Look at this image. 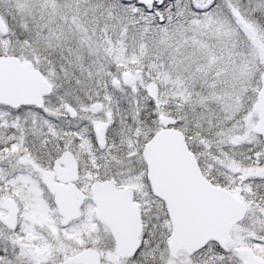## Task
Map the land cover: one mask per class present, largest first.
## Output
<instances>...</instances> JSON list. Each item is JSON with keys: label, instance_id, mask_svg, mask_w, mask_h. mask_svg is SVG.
I'll return each mask as SVG.
<instances>
[{"label": "snow or ice", "instance_id": "snow-or-ice-1", "mask_svg": "<svg viewBox=\"0 0 264 264\" xmlns=\"http://www.w3.org/2000/svg\"><path fill=\"white\" fill-rule=\"evenodd\" d=\"M0 264H264V0H0Z\"/></svg>", "mask_w": 264, "mask_h": 264}]
</instances>
